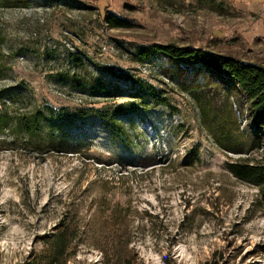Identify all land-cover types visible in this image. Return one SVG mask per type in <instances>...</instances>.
Here are the masks:
<instances>
[{
	"label": "rangeland",
	"instance_id": "rangeland-1",
	"mask_svg": "<svg viewBox=\"0 0 264 264\" xmlns=\"http://www.w3.org/2000/svg\"><path fill=\"white\" fill-rule=\"evenodd\" d=\"M27 2L0 8V91L14 110L41 112L50 153L0 146V264H28L44 248L36 240L72 217L81 229L67 264L99 262L104 219L117 206L130 210L135 264H264L259 191L226 168L248 156L220 149L189 93L210 75L185 61L137 57L174 45L264 68V0ZM113 16L128 26L112 28ZM124 74L154 85L176 111ZM114 103L124 107L110 122L91 109ZM232 110L249 134L238 105ZM234 130L227 144L246 145ZM251 158L264 164L262 154Z\"/></svg>",
	"mask_w": 264,
	"mask_h": 264
},
{
	"label": "trees",
	"instance_id": "trees-1",
	"mask_svg": "<svg viewBox=\"0 0 264 264\" xmlns=\"http://www.w3.org/2000/svg\"><path fill=\"white\" fill-rule=\"evenodd\" d=\"M27 5V0H0V8ZM108 23L112 28L128 26L124 19L115 16L108 18ZM139 51L137 57L141 61L149 60L154 54L163 56L170 62L185 61L193 66H199L201 72H208L210 77L206 80L205 86H198L189 91L198 105L202 125L214 137L215 143L223 152L248 156L237 162H228L226 168L238 180L258 189L260 204L264 208V164L257 163L251 158L256 153L264 155V68L220 53L174 45H154L150 49ZM1 60L0 48V79L6 71ZM108 71L111 75H118L114 67L109 68ZM121 76L140 85L159 105L176 111L169 98L154 85L146 80L134 78L130 74ZM123 105L114 103L105 107H96V104H93L91 109L103 121L110 122L117 114L122 113ZM233 105H238L242 112L250 129L249 134L240 132L236 117L233 116ZM44 109L50 116L57 114L52 105L45 104ZM40 113V111L23 113L14 110L5 100V92L0 91V146L18 152L31 146L32 151L39 157L49 154L48 148L45 149ZM230 116L233 120H230ZM230 126L235 129L233 138L247 143L246 145L235 143L231 146V142L227 144L226 141L231 138L228 135ZM129 216L128 208L117 206L104 219L105 233L102 245L99 246L102 260L93 264H135L138 254L131 247L132 230L131 225L128 224ZM80 229L81 224L74 217L61 220L53 228V234H45L36 240L42 241L44 248L39 254L33 251L28 264H67L77 251ZM165 261L171 264L167 258ZM206 264H220V262L213 261Z\"/></svg>",
	"mask_w": 264,
	"mask_h": 264
}]
</instances>
